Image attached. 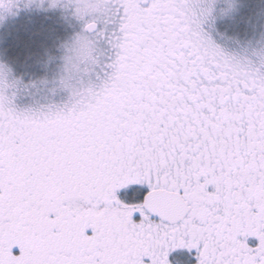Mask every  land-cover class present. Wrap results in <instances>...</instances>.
Segmentation results:
<instances>
[{"label": "snow or ice", "instance_id": "1", "mask_svg": "<svg viewBox=\"0 0 264 264\" xmlns=\"http://www.w3.org/2000/svg\"><path fill=\"white\" fill-rule=\"evenodd\" d=\"M246 8L0 0V28L41 38L0 37V264H264V7Z\"/></svg>", "mask_w": 264, "mask_h": 264}, {"label": "rangeland", "instance_id": "2", "mask_svg": "<svg viewBox=\"0 0 264 264\" xmlns=\"http://www.w3.org/2000/svg\"><path fill=\"white\" fill-rule=\"evenodd\" d=\"M247 5L246 12L255 14L264 7V0H245ZM40 27L37 21L29 22L26 17L21 16L20 18L10 20L6 27L0 28V37H4L6 42L12 43L16 37L21 39H28L31 37L32 40L37 43L40 41V37L33 35L34 32ZM244 25L241 24L239 29H230V34L235 35L237 31L240 32L243 37ZM10 34V35H9ZM227 40V37H225Z\"/></svg>", "mask_w": 264, "mask_h": 264}]
</instances>
